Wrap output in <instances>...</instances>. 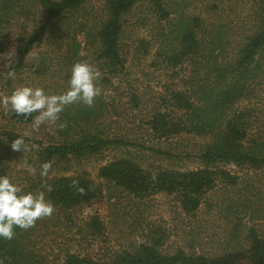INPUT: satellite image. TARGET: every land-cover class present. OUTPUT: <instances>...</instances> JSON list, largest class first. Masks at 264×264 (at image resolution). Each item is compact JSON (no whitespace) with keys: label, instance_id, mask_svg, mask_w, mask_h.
Listing matches in <instances>:
<instances>
[{"label":"rangeland","instance_id":"rangeland-1","mask_svg":"<svg viewBox=\"0 0 264 264\" xmlns=\"http://www.w3.org/2000/svg\"><path fill=\"white\" fill-rule=\"evenodd\" d=\"M163 1L171 13L168 20L160 19L147 2L125 15L120 42L127 63L121 73L112 75L97 61L100 46L93 34L107 20L108 11L102 0H88L50 25L42 43L28 54L23 68L11 79L7 73L20 61L19 39L43 26L47 13L41 0H0V98L21 86L60 94L67 89L76 62H87L100 72L96 84L101 94L91 107L68 105L56 124L45 121L38 130L32 123L14 121L9 108L0 104V166L8 167L15 177L36 173L42 147L96 138L86 147L98 150L86 151L76 159L70 175L88 172L102 189L100 199L75 210L79 224L99 215L106 226L109 241L92 243L91 253L97 259L102 254L110 258L133 252L147 242L153 225L168 234L161 248L164 255L182 249L189 255L212 259L243 252L251 228L264 234V167L243 170L228 161L207 165L200 156L213 143L211 134L183 132L161 138L147 124L155 109L176 123L188 118L167 102L172 92H187L198 108L207 101L212 104L214 94L229 78L224 76L226 68L231 70L243 45L264 31V0ZM195 18L202 23L199 54L176 64L173 52L179 47V27ZM105 77L111 80L109 86L103 82ZM132 95L139 98L140 106L132 104ZM248 103L242 101L235 109ZM61 123L66 124L63 130L58 126ZM4 133L23 139L21 151L11 148L13 142ZM109 141L117 144L99 148L100 142ZM250 148L245 144L243 151ZM122 159L135 161L152 175L161 169L195 171L208 166L238 177V184L219 180L205 195L199 211L187 214L172 196L136 198L99 177L101 167Z\"/></svg>","mask_w":264,"mask_h":264},{"label":"trees","instance_id":"trees-1","mask_svg":"<svg viewBox=\"0 0 264 264\" xmlns=\"http://www.w3.org/2000/svg\"><path fill=\"white\" fill-rule=\"evenodd\" d=\"M108 11V18L97 28L93 36L100 46L98 63L109 69L112 75L121 73L127 63L121 47V34L125 15L140 3L147 2L160 19L168 20L171 13L163 0H102ZM88 0H41L47 13L43 26L37 27L28 36L19 39V59L12 68L15 72L23 68L28 54L43 41L50 25L65 14L78 10ZM3 16L0 10V28ZM199 18L179 27V47L173 52L176 64L199 54L201 45L198 30ZM173 59V57H172ZM225 84L214 94V101L198 108L187 92H172L169 102L188 116L176 123L160 109L151 112L147 124L161 138L183 132L200 136L211 134L213 143L200 156L207 165L216 161L234 162L239 168L260 169L264 167V31L255 34L245 43L235 60L233 68H226ZM110 78H103L109 86ZM263 86V87H262ZM257 93L256 96H254ZM253 100H256L253 103ZM242 101L248 105L242 109L235 107ZM132 104L140 106L136 95ZM9 116L20 124H31L32 117L16 116L9 110ZM217 114V116H215ZM37 115L33 113L32 116ZM221 120V121H220ZM218 121L219 124L217 123ZM257 126L260 129H256ZM256 129L257 132H253ZM15 141L13 133H4ZM96 138L87 141L48 145L38 153L37 170L34 175L15 177L9 168L0 166V175H7L13 182L24 188L25 192L44 191L55 211L50 217L39 219L35 226L24 230L14 228L11 240L0 239V259L4 264H264V234L251 228L246 237L247 248L243 252L224 255L215 259L205 256L189 255L180 249L172 255H164L161 248L169 238L165 229L153 225L147 242L133 252H121L114 257L93 256L92 243L109 241L107 229L99 215L91 216L83 224L78 223L76 209L93 203L102 197V189L88 172L70 175L73 163L86 151V147ZM117 142H100L99 148ZM245 144L251 148L244 152ZM51 164L47 176H41L42 165ZM99 177L136 198L165 194L174 200L187 214H196L205 195L215 188L219 180L231 185L238 184V177L225 171L206 167L195 171H175L161 169L155 175L145 171L138 163L128 159L117 160L99 170ZM51 186V191L46 190ZM82 189V191H81ZM87 246V248H86ZM104 256V257H103Z\"/></svg>","mask_w":264,"mask_h":264},{"label":"clouds","instance_id":"clouds-1","mask_svg":"<svg viewBox=\"0 0 264 264\" xmlns=\"http://www.w3.org/2000/svg\"><path fill=\"white\" fill-rule=\"evenodd\" d=\"M7 76L15 79V70H10ZM99 76V70L93 65L76 62L71 67L67 89L62 93L50 95L42 87L21 86L15 88L11 95L0 98V104L9 108L16 116H24L26 119L32 117V127L38 130L45 121L56 124L68 105L83 103L91 107L95 98L101 94L96 84ZM33 113L37 115L32 116ZM58 126L63 130L66 124L61 123ZM23 144L22 138L16 139L11 148L21 151ZM25 164L27 166V162ZM41 167L40 175L47 176L51 164L46 162ZM46 190L51 191V186H46ZM54 211L55 207L45 198L44 191L25 192L21 185L13 182L7 175H0V239H13L14 228L30 229L39 219L50 217ZM0 264H4L2 259Z\"/></svg>","mask_w":264,"mask_h":264}]
</instances>
